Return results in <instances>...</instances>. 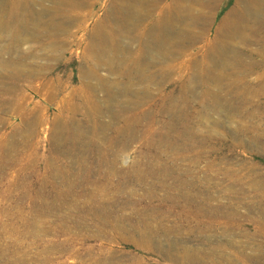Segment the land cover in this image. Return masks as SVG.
Segmentation results:
<instances>
[{"label":"rangeland","instance_id":"obj_1","mask_svg":"<svg viewBox=\"0 0 264 264\" xmlns=\"http://www.w3.org/2000/svg\"><path fill=\"white\" fill-rule=\"evenodd\" d=\"M169 1L0 25V264H264V2Z\"/></svg>","mask_w":264,"mask_h":264},{"label":"bare ground","instance_id":"obj_2","mask_svg":"<svg viewBox=\"0 0 264 264\" xmlns=\"http://www.w3.org/2000/svg\"><path fill=\"white\" fill-rule=\"evenodd\" d=\"M5 5H11L7 8H2L3 6H0V25L5 24L6 21H11V22H16L15 18V10L17 11L18 7V0H2ZM89 1V0H86ZM118 1V2H117ZM112 0V6L109 7V14L111 17L115 15V13L121 14L120 20L117 18H113L114 22H117L120 26L126 24L127 20H136L140 18L138 16V9H135L137 6L136 5H142V0ZM12 4H9V3ZM52 3H59L60 5L64 4H69L71 2L73 4L72 7H76L77 3L76 0L74 2L72 0H51ZM264 2V0H236V5L231 8L228 13L224 16V18L221 20V23L218 27V31L216 33V36L219 34V32L225 28L228 27L230 29L233 28H239L243 24V18L242 15L240 14V11L243 9L245 10L246 8H253L255 7L256 9L259 8V6ZM181 0H170L168 5L169 8H167L164 11V14L166 15L165 17L162 18L160 22H158L157 29L164 31L165 34L171 33L173 31V28L169 25V18L171 16V11L172 8L176 9L177 7L180 6ZM0 4H2L0 2ZM3 5V4H2ZM28 5V4H27ZM70 5V4H69ZM6 11V12H5ZM141 15V14H140ZM70 20V19H69ZM121 20L123 22H121ZM172 28V29H171ZM167 31V32H166ZM97 34V33H96ZM99 44L94 43L92 47V51L95 52V54H102L104 51H108L113 44V32H111V36L109 34L103 33V32H98L97 36ZM215 45V41L213 42ZM116 44V42H115ZM116 46V45H115ZM263 263V262H260Z\"/></svg>","mask_w":264,"mask_h":264}]
</instances>
